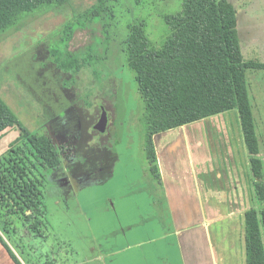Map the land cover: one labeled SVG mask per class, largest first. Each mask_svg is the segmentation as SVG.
<instances>
[{"label": "rangeland", "instance_id": "rangeland-1", "mask_svg": "<svg viewBox=\"0 0 264 264\" xmlns=\"http://www.w3.org/2000/svg\"><path fill=\"white\" fill-rule=\"evenodd\" d=\"M121 1L115 22H82L68 40L65 25L98 0H71L61 9L47 7L24 15L18 27L0 40L1 97L32 133L48 132L64 153L57 170L42 165L24 141L14 144L16 152L6 156V165L19 163L24 168L40 201L38 208L27 211L26 219L4 214L0 219V235L23 264H183L177 238L170 235L174 234L170 221L163 229L160 217L151 218L157 192H150V185L156 183L148 172L144 151L145 105L126 62L123 42L128 25L146 21L151 42L159 45L169 33L163 16L181 11L185 0ZM228 1L237 12L244 60L264 64V0ZM68 55L87 62L78 74L60 68L62 61L65 67L70 64ZM246 77L264 166V70H248ZM102 108L108 118L104 134L94 130ZM226 115L218 117L215 126L239 117L237 111ZM198 125L190 126L192 133ZM221 130L202 134L212 140L207 147L215 154L229 146V152L237 153L232 155L236 163L231 159L230 168L246 188L247 205L243 210L234 208V214L264 210V202L256 196L241 128L237 123L230 126L228 143L226 131ZM87 134L93 136L94 146L108 141L119 156L114 176L106 183L89 186L69 175L77 141ZM233 175L228 181L223 177L221 185L235 184ZM37 223L40 232L31 226ZM127 223L135 226L128 228ZM225 231L234 244L230 263L247 264L245 217L240 215ZM163 235L164 239L152 242ZM0 264H15L2 243Z\"/></svg>", "mask_w": 264, "mask_h": 264}, {"label": "trees", "instance_id": "trees-1", "mask_svg": "<svg viewBox=\"0 0 264 264\" xmlns=\"http://www.w3.org/2000/svg\"><path fill=\"white\" fill-rule=\"evenodd\" d=\"M71 0H0V40L22 22L23 16L47 7L61 9ZM121 0H98L87 11L78 14L64 27L65 39L76 25L96 20L115 22ZM169 28L159 45L151 42L146 21L128 25L123 52L134 73L145 105L146 128L144 151L148 172L161 183L154 138L206 119L237 111L250 156L251 172L257 199L264 202V166L259 137L249 100L246 72L264 70V64L246 62L241 49L237 12L228 0H185L181 11L163 16ZM57 53L54 51V54ZM63 57V55H62ZM60 60V57H59ZM67 67L61 69L78 74L86 66L78 56H67ZM93 66L92 59L88 62ZM91 106V104L89 105ZM12 128H19L21 137L11 144L0 158V219L4 216L28 218L27 211L38 208L36 188L26 180L19 163L6 165V156L16 152L12 147L24 141L32 154L49 170H57L63 162V151L48 132L32 133L0 97V138ZM77 156L69 165V175L79 182H108L118 161V154L102 141L94 146L92 135L77 141ZM41 222V221H40ZM42 223V222H41ZM38 224V223H37ZM31 225L40 232L39 224ZM37 225V226H36ZM247 264H264V210L245 213ZM34 232V231H33ZM15 264H23L0 235Z\"/></svg>", "mask_w": 264, "mask_h": 264}, {"label": "crops", "instance_id": "crops-1", "mask_svg": "<svg viewBox=\"0 0 264 264\" xmlns=\"http://www.w3.org/2000/svg\"><path fill=\"white\" fill-rule=\"evenodd\" d=\"M226 114L195 123L199 125L193 133L190 129L193 125L191 124L154 138L161 183L156 182L152 177L156 186L152 183L150 192H157V197L152 203L155 213L151 218L160 217L159 227L163 229L170 221L174 229V234L170 235H175L177 238L183 264H231L229 257L234 244L233 242L230 244L232 238L228 240L225 226L235 224L236 220L238 222L240 215L245 217V211L239 213L237 210V214L233 211L234 208L243 210L247 205L246 188L242 181L233 175L234 172L233 170L231 172L230 168L231 159L235 161L234 155L237 153L229 152L231 150L229 146L224 149V153L215 154L207 147L212 140L209 141V138L202 134L222 128L221 131L227 133L226 136L223 135L226 142H230L228 129L232 124L237 123L240 130L239 117L237 118L236 115L235 121L227 125L214 124L218 117L227 116ZM235 129L233 127V131ZM174 132L177 135L172 136ZM20 137L19 128L9 129L3 134L0 138V158ZM230 174L237 180L235 184L221 185L223 177L228 181ZM96 183L98 181L91 180L86 185L91 186ZM159 190L163 192L159 194ZM161 215H166L168 218ZM127 224L128 228L135 226L133 223ZM165 236H158L152 242L164 239Z\"/></svg>", "mask_w": 264, "mask_h": 264}, {"label": "water", "instance_id": "water-1", "mask_svg": "<svg viewBox=\"0 0 264 264\" xmlns=\"http://www.w3.org/2000/svg\"><path fill=\"white\" fill-rule=\"evenodd\" d=\"M107 125H108L107 112L103 108L102 118L100 122L94 127V130L104 134L107 131Z\"/></svg>", "mask_w": 264, "mask_h": 264}, {"label": "flooded vegetation", "instance_id": "flooded-vegetation-1", "mask_svg": "<svg viewBox=\"0 0 264 264\" xmlns=\"http://www.w3.org/2000/svg\"><path fill=\"white\" fill-rule=\"evenodd\" d=\"M103 109V108H102ZM95 127V126H94ZM55 143V142H54Z\"/></svg>", "mask_w": 264, "mask_h": 264}]
</instances>
